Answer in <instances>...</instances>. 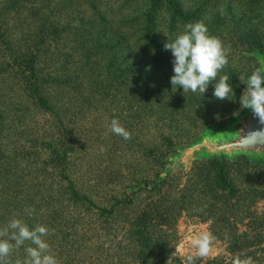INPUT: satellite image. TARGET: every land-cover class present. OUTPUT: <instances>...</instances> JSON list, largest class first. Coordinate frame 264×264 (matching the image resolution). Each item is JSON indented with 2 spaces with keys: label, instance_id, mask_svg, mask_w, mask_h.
<instances>
[{
  "label": "trees",
  "instance_id": "obj_1",
  "mask_svg": "<svg viewBox=\"0 0 264 264\" xmlns=\"http://www.w3.org/2000/svg\"><path fill=\"white\" fill-rule=\"evenodd\" d=\"M200 20L230 50L233 100L215 81L203 95L170 83L164 45ZM255 52L264 0H0V227L16 216L54 229L59 264H185L186 218L231 253L197 264H264V163L200 159L154 185L176 147L242 112ZM113 118L131 139L108 131Z\"/></svg>",
  "mask_w": 264,
  "mask_h": 264
},
{
  "label": "clouds",
  "instance_id": "obj_2",
  "mask_svg": "<svg viewBox=\"0 0 264 264\" xmlns=\"http://www.w3.org/2000/svg\"><path fill=\"white\" fill-rule=\"evenodd\" d=\"M166 51L173 57L174 75L170 78L173 87L179 86L186 92H199L204 94L213 81V95L219 100H233L235 97L233 86L228 82L227 74L220 75L228 65L229 49L224 46L222 40L210 34L203 20L189 22L184 31L164 45ZM246 88L240 96L241 109H250L253 116L258 118L260 125H264V65L258 66L245 80L240 77ZM106 127L108 131L122 137L131 139V133L121 124L118 118H113ZM243 139L248 140L264 138V127L243 132ZM106 148L101 146L100 152ZM29 216L34 208L25 210ZM54 229L37 224L31 227L23 220L13 216L3 227H0V264H10L7 259L14 250L20 249L28 242L25 248L26 256L23 260H17L16 264H59L52 254L47 237L53 235ZM217 237L207 229L198 231L189 241L191 249L185 258V264H197L198 259L208 258L216 251ZM231 264H257L251 257L238 254Z\"/></svg>",
  "mask_w": 264,
  "mask_h": 264
},
{
  "label": "water",
  "instance_id": "obj_3",
  "mask_svg": "<svg viewBox=\"0 0 264 264\" xmlns=\"http://www.w3.org/2000/svg\"><path fill=\"white\" fill-rule=\"evenodd\" d=\"M251 56L264 65V53L255 52ZM264 127L254 117L250 109L242 112L232 120L228 121L221 129L210 132L205 130L201 138L185 147H176L175 154L169 156L165 161V168L154 185L164 181L168 174L177 168L188 169L195 160L209 158L235 159L240 156L248 158L255 163H264V138L243 139V132H248ZM153 185L150 186V188Z\"/></svg>",
  "mask_w": 264,
  "mask_h": 264
},
{
  "label": "rangeland",
  "instance_id": "obj_4",
  "mask_svg": "<svg viewBox=\"0 0 264 264\" xmlns=\"http://www.w3.org/2000/svg\"><path fill=\"white\" fill-rule=\"evenodd\" d=\"M258 64H259V62H258ZM242 110L243 109H241V111ZM227 122L228 121L220 124L219 126H215V127H211V128L207 127L206 129H208L210 132H212L213 130L221 129ZM205 130L198 136V138H196L194 140V142L201 138V136L204 134ZM194 142H192V143H194ZM183 147H185V146H183ZM173 154H175V153H173ZM204 229H207L206 225L194 223L190 219L182 218L178 224V234L180 236V240H179V242L175 248L176 253H178V255L181 256L182 258H186V255L189 252H194L195 250L190 248L189 241L192 238V236H194L198 231L204 230ZM263 246H264V244H263ZM215 248H216V251H214L213 254L210 255L208 258H204V260L216 259V260L223 261V263L229 262V260L231 258V253L226 249V245L220 241H216Z\"/></svg>",
  "mask_w": 264,
  "mask_h": 264
}]
</instances>
